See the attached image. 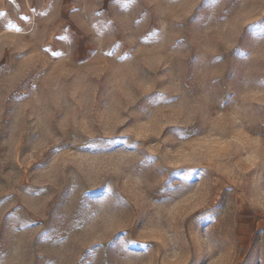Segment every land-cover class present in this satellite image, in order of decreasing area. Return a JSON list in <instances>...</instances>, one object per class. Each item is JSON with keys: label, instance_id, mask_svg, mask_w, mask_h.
I'll return each instance as SVG.
<instances>
[{"label": "rangeland", "instance_id": "obj_1", "mask_svg": "<svg viewBox=\"0 0 264 264\" xmlns=\"http://www.w3.org/2000/svg\"><path fill=\"white\" fill-rule=\"evenodd\" d=\"M261 18L0 0V264H264Z\"/></svg>", "mask_w": 264, "mask_h": 264}, {"label": "snow or ice", "instance_id": "obj_2", "mask_svg": "<svg viewBox=\"0 0 264 264\" xmlns=\"http://www.w3.org/2000/svg\"><path fill=\"white\" fill-rule=\"evenodd\" d=\"M248 36H255L259 39H264V18H261L260 20H257L255 22H252L248 24L245 28L243 38H242V45L241 47H238L237 49L234 50V54L238 56H243L244 52L242 51V47H244L247 44V37ZM169 132L172 133L173 135H178L179 131L177 129H169ZM188 187L190 185L182 188L180 191H187Z\"/></svg>", "mask_w": 264, "mask_h": 264}]
</instances>
